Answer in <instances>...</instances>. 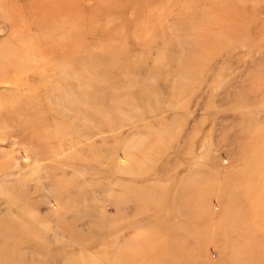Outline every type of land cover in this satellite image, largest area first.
I'll list each match as a JSON object with an SVG mask.
<instances>
[{"label": "rangeland", "instance_id": "374dc122", "mask_svg": "<svg viewBox=\"0 0 264 264\" xmlns=\"http://www.w3.org/2000/svg\"><path fill=\"white\" fill-rule=\"evenodd\" d=\"M70 1L80 18L67 37L81 49L24 73L31 87L12 81L0 14V221L21 226L0 227V264H167L181 235L192 250L181 264H219L221 246L175 197L193 175L211 223L226 209L219 181L257 151L264 0ZM200 37L207 56L190 62Z\"/></svg>", "mask_w": 264, "mask_h": 264}, {"label": "bare ground", "instance_id": "6f19581e", "mask_svg": "<svg viewBox=\"0 0 264 264\" xmlns=\"http://www.w3.org/2000/svg\"><path fill=\"white\" fill-rule=\"evenodd\" d=\"M18 2L19 0H0V8H4V12H0V14L11 27L7 38L12 41V44L8 45L6 52L11 56L13 55L11 62L15 66L17 65L12 81L19 87H31L33 84L23 79L24 73L27 71L29 73L36 67L51 71L53 69L51 59L54 56L61 55L64 57L72 50L80 51L82 43L76 42L73 45L67 37L68 32L78 30L80 10L73 8L70 0H22V5ZM224 15L227 16V13ZM234 15V18L238 17L239 12ZM151 19L156 20L155 16H151ZM148 26L150 25L148 24ZM228 27L231 28V22ZM224 28L227 26L222 27V29ZM200 38L203 39L198 44L201 45V50L197 51V55H192L190 62L199 56L202 57H199L198 60L205 59L207 56L202 47L205 46L206 39ZM208 38L211 39L210 36ZM107 51L109 52V48ZM40 80L39 77L37 81ZM31 95L23 98V102H20L23 108L25 104L35 101V95ZM48 97L47 92L39 96L40 99L44 100ZM48 112L51 111L48 109ZM34 114L33 112V117L29 120V128H32L35 121L39 119L38 115L34 116ZM256 131L259 132L258 127L254 128L250 134L254 136L251 145L254 146L253 148H257L256 153L247 157L244 169L219 181L226 186L228 184L229 190L235 189L238 185L242 187L239 191L235 190L236 192H229L228 190L223 195L226 199V209L221 217L212 220L211 223L207 221L205 194H202L201 197V192L195 190L198 179L193 175L186 179L187 181H183L187 188L189 185V191L183 193V190L181 194L177 193V197H175L178 204L176 213L193 211V215L191 213L193 221L195 220L198 226L204 225L203 229L195 227L198 236L207 240L211 237L210 239L213 238L221 246L223 255L219 264L264 263V253H262L264 252V134L262 132L257 134ZM45 152L47 153L49 150L47 149ZM208 184L214 186L213 181L208 182ZM241 201H244L243 204ZM181 224L179 223L180 227L183 228L184 225ZM31 226H33L31 223H25L24 228H22L24 230L21 232L27 234ZM0 227H6L9 231H16L21 228L17 225L15 228L4 221H0ZM226 236L227 239L234 236L236 241L230 238V242H226ZM184 237L185 235H181L176 246L171 244L172 239L167 240V264H181L183 261L192 259V250L184 243ZM198 251H202L201 246Z\"/></svg>", "mask_w": 264, "mask_h": 264}]
</instances>
